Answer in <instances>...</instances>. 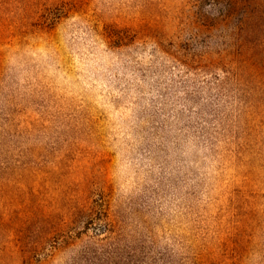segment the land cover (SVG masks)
I'll use <instances>...</instances> for the list:
<instances>
[{
	"label": "rangeland",
	"instance_id": "rangeland-1",
	"mask_svg": "<svg viewBox=\"0 0 264 264\" xmlns=\"http://www.w3.org/2000/svg\"><path fill=\"white\" fill-rule=\"evenodd\" d=\"M0 264H264V0H0Z\"/></svg>",
	"mask_w": 264,
	"mask_h": 264
}]
</instances>
